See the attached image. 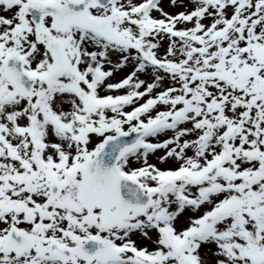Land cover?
Returning a JSON list of instances; mask_svg holds the SVG:
<instances>
[{"label":"snow or ice","instance_id":"snow-or-ice-1","mask_svg":"<svg viewBox=\"0 0 264 264\" xmlns=\"http://www.w3.org/2000/svg\"><path fill=\"white\" fill-rule=\"evenodd\" d=\"M0 264H264V0H0Z\"/></svg>","mask_w":264,"mask_h":264}]
</instances>
